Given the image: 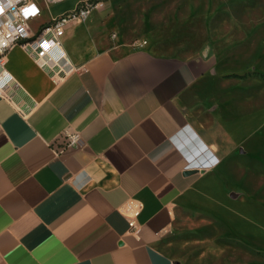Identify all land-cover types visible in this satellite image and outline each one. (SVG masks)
<instances>
[{
    "label": "crops",
    "instance_id": "obj_1",
    "mask_svg": "<svg viewBox=\"0 0 264 264\" xmlns=\"http://www.w3.org/2000/svg\"><path fill=\"white\" fill-rule=\"evenodd\" d=\"M68 1L53 16L78 0L51 3ZM53 16L43 6L33 27ZM78 26L66 27L57 75L21 45L6 56L15 79L0 93V264H184L161 234L194 195L218 199L221 166L254 134L223 117L216 131L193 106L213 69L203 54L99 49L103 37ZM131 200L143 203L138 231Z\"/></svg>",
    "mask_w": 264,
    "mask_h": 264
},
{
    "label": "rangeland",
    "instance_id": "obj_2",
    "mask_svg": "<svg viewBox=\"0 0 264 264\" xmlns=\"http://www.w3.org/2000/svg\"><path fill=\"white\" fill-rule=\"evenodd\" d=\"M73 4L49 5L47 15ZM92 11L71 24L102 36L99 49L203 54L213 69L193 106L216 131L223 117L254 134L247 154L221 166L218 199L180 205L160 245L184 264H264V0H105Z\"/></svg>",
    "mask_w": 264,
    "mask_h": 264
},
{
    "label": "built area",
    "instance_id": "obj_3",
    "mask_svg": "<svg viewBox=\"0 0 264 264\" xmlns=\"http://www.w3.org/2000/svg\"><path fill=\"white\" fill-rule=\"evenodd\" d=\"M62 0H0V93H3L14 79L13 73L6 67V56L14 45H21L43 67H48L53 75L64 71L62 61L68 54L63 44L66 27L73 21H83L97 6L105 0H78L75 6L48 22L33 27L32 21L42 15L43 6ZM116 33L112 36L116 37ZM5 93V92H4ZM68 145L77 141L76 133L67 132ZM129 225L138 231V216L143 203L137 200L129 202Z\"/></svg>",
    "mask_w": 264,
    "mask_h": 264
},
{
    "label": "water",
    "instance_id": "obj_4",
    "mask_svg": "<svg viewBox=\"0 0 264 264\" xmlns=\"http://www.w3.org/2000/svg\"><path fill=\"white\" fill-rule=\"evenodd\" d=\"M196 171H197V169H187L185 171V174H190V173H193V172H196Z\"/></svg>",
    "mask_w": 264,
    "mask_h": 264
}]
</instances>
